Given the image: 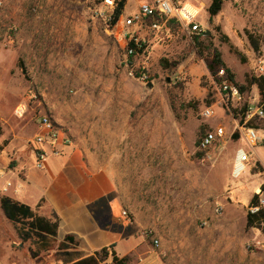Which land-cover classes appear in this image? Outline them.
<instances>
[{
  "label": "rangeland",
  "instance_id": "374dc122",
  "mask_svg": "<svg viewBox=\"0 0 264 264\" xmlns=\"http://www.w3.org/2000/svg\"><path fill=\"white\" fill-rule=\"evenodd\" d=\"M141 1L129 0L122 18L137 14ZM104 2L93 7L91 0H4L0 169L6 180L19 185L32 165L36 167L34 141L50 135L40 125L46 115L57 135L49 159L73 150L88 155L96 169L114 172L118 191L131 207L137 241L154 250L129 257V264H264V251L254 246L264 232L247 230L250 203L261 191L264 168L252 160L251 173L232 178L236 152L245 147L233 137L242 114L240 107L223 102L215 79L224 69L236 84L245 85L247 77L259 74L264 0H226L213 19L208 14L212 0H193L202 11L197 20L200 49L194 34L178 22L159 31L147 23L137 33L146 46L133 59L125 54L113 25L96 19V11L108 12ZM246 31L261 37L259 53ZM232 47L243 53L246 63ZM215 50L223 65L212 73ZM137 75H146L147 83ZM247 94L248 100L260 97L257 87ZM26 102L27 114L17 117L16 108ZM210 107L215 113L206 119L203 113ZM219 127L225 129V138L200 150L203 135ZM257 149L264 162V151ZM30 192L41 193L34 188ZM3 197L20 199L0 187V264H68L82 256L77 246L57 238L24 241L22 225L2 210ZM89 207L105 234L86 242L88 248L100 250L134 231L118 199L107 194ZM102 264L113 263L109 259Z\"/></svg>",
  "mask_w": 264,
  "mask_h": 264
},
{
  "label": "built area",
  "instance_id": "2783aa9c",
  "mask_svg": "<svg viewBox=\"0 0 264 264\" xmlns=\"http://www.w3.org/2000/svg\"><path fill=\"white\" fill-rule=\"evenodd\" d=\"M117 0H105L104 6L109 8L107 13L101 10L96 11V19H104L107 23L113 25V33L117 35L119 41L124 45L127 57L129 59L136 58L140 53L144 51L145 40H142L138 36V31L146 25L149 21V27L153 31H159L163 27L167 26L168 21L175 20L180 23L185 30L190 34H200L201 27L197 24L198 18L201 16L202 11L190 2H183L182 0H142L139 4V11L133 16L126 18H120V20L113 24L114 12L116 10ZM4 6V0H0V8ZM160 18L163 22L156 20ZM143 53V52H142ZM131 76L134 73L131 72ZM264 76V59L261 60V66L259 68V74L257 77ZM140 81L147 83L148 77L146 75L140 76ZM216 84L219 86V92L222 100L230 108L238 109L240 111L246 109L244 122L238 127L241 140L245 147H240L237 152L233 163L232 178L239 180L250 168L255 150L261 148L264 150V137L259 133H264L263 129H257L248 125V123L254 118H258L264 121V112L260 107L261 98L248 100V94L243 93L240 87L231 80L230 75L221 69L217 71L215 75ZM28 111V104L22 103L15 110V115L19 118H23ZM213 108L205 109L203 116L206 119H210L214 116ZM243 120V115H242ZM40 125L43 130L49 132V136L39 135L34 141V153H35V165L39 170H44L47 167L49 159V151L53 153L57 148L56 139L57 135L54 131L53 123L48 116H44L40 119ZM226 136V131L223 127H219L215 130L208 131L199 145L200 150L206 151L211 149L216 143L222 141ZM0 187L4 193H9L14 185L11 181L6 180L4 171L0 169ZM258 205L252 207L250 211L257 213L264 212V193L259 192ZM218 210V213H221ZM124 217L129 221L131 218L128 212L123 213ZM157 243V242H156ZM255 248L264 251V239L256 241Z\"/></svg>",
  "mask_w": 264,
  "mask_h": 264
},
{
  "label": "crops",
  "instance_id": "0c3cea01",
  "mask_svg": "<svg viewBox=\"0 0 264 264\" xmlns=\"http://www.w3.org/2000/svg\"><path fill=\"white\" fill-rule=\"evenodd\" d=\"M182 1L193 2V0ZM89 158L88 155L71 150L62 157L49 159L44 170H39L32 165L26 174V181H22L18 185L9 180L14 185L9 195H19L20 199L16 200L34 210L43 201L38 211L39 215L48 219L57 216L60 219V229L56 238L63 241L67 236L73 237L78 244L77 252L82 253L81 258L89 257L112 245H115L114 249L120 258L142 255L143 250H145L144 256L154 253V250L149 251L137 241V231L132 222L130 223L134 226V231L122 235L118 240H115L116 243L112 241L111 243L114 244L105 245L100 250L96 247L88 248L85 245L86 242L99 241L105 234L89 207L90 203L94 204L95 201L108 194L113 199L119 200L123 217V213L130 212L131 209L118 191L113 180L114 172H110L107 168L96 169V165ZM252 160H254L253 165L258 163L264 168L263 158L259 155L258 149L255 150ZM253 165L250 166L249 173H251ZM260 180L259 189L264 185V179L260 178ZM32 188L39 189L41 193L32 194L30 192ZM122 220L124 221L123 218ZM125 220L127 219L125 218Z\"/></svg>",
  "mask_w": 264,
  "mask_h": 264
},
{
  "label": "trees",
  "instance_id": "16d2710c",
  "mask_svg": "<svg viewBox=\"0 0 264 264\" xmlns=\"http://www.w3.org/2000/svg\"><path fill=\"white\" fill-rule=\"evenodd\" d=\"M104 0H91V5L93 7L98 6L100 3H102ZM129 0H120L118 2V6L114 12V20L113 24H116L120 18L122 17L126 5ZM226 0H212V3L210 7L208 8V14L210 19H213L217 17L223 10V6L225 4ZM159 22H163L162 19L157 18ZM151 21L148 23L150 24ZM175 20L168 21V25H173L175 23ZM246 35L248 38V41L250 45L252 46L254 52L259 53L262 49V40L260 36H256L253 33L246 31ZM200 35L194 34V42L196 44V47L200 49V47L203 46V43L200 41ZM232 50L234 51V54L243 62L246 63L247 60L244 57L243 53H241L238 49L232 47ZM143 51H139L141 54ZM127 55V52L125 53ZM167 63V61H165ZM217 65H223V62L221 60V54L215 50L214 52V58L212 63L209 65L210 72H214L216 70ZM227 72L230 74V71L227 70ZM138 78H140V75H137ZM231 80L234 81L233 75L230 76ZM241 91L243 93H250L253 87H257L261 102L260 107L262 108L264 112V76L261 77H247L245 85L237 84ZM237 113V110L234 111ZM243 115L242 123L244 122L245 118V112L246 109H243V111H240ZM238 114V113H237ZM249 126L257 128V129H263L264 130V121H261L258 118H254L248 123ZM205 127L202 129V134H204ZM206 134V133H205ZM3 135V129L0 125V138ZM205 135H203L204 137ZM202 137V139H203ZM235 140H240L241 135L239 131H236L233 135ZM201 139V140H202ZM201 143V141H200ZM199 143V145H200ZM261 192L264 193V185L261 188ZM259 201V195H255L250 203V209L252 207H255L258 205ZM1 207L4 211L6 217L17 224H21L22 228L19 231L20 237L27 241L33 237H37L39 240H46L48 238H56L58 237L59 229H60V219L57 216H54L53 219H48L46 217H43L39 215V207H37L36 210L32 209L30 206L22 204L20 202L14 201L9 197H3L1 199ZM252 229H262L264 232V212L260 211L257 213H252L250 210L247 214V230ZM64 244H71L74 246H78L75 239L71 236H67L64 240ZM115 245H112L110 247H106L98 252H95L93 255L85 258H78L74 260H70L68 264H102L103 262L111 259L113 264H129L130 259L129 257L126 258H120L115 251ZM70 255V254H69Z\"/></svg>",
  "mask_w": 264,
  "mask_h": 264
},
{
  "label": "water",
  "instance_id": "95a60500",
  "mask_svg": "<svg viewBox=\"0 0 264 264\" xmlns=\"http://www.w3.org/2000/svg\"><path fill=\"white\" fill-rule=\"evenodd\" d=\"M147 87L150 88V89H152L154 87V84L153 83H148L147 84Z\"/></svg>",
  "mask_w": 264,
  "mask_h": 264
}]
</instances>
